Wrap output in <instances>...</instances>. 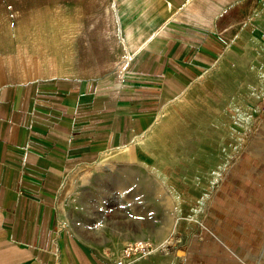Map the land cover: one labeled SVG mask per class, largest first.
<instances>
[{"label": "crops", "instance_id": "crops-1", "mask_svg": "<svg viewBox=\"0 0 264 264\" xmlns=\"http://www.w3.org/2000/svg\"><path fill=\"white\" fill-rule=\"evenodd\" d=\"M101 4L108 24L100 29L99 56L92 57L97 28L70 32L64 64L76 67L89 55L84 75L38 76L37 62L26 55L29 30L13 23L28 13L0 0V264H116L121 244L168 237L171 216L158 234L156 217L149 218L104 254L63 223L61 200L73 173L134 147L142 158L124 159L158 168L179 210L178 226L186 229L180 255L151 253L128 264H250L264 236V97L251 109L221 106L219 71L248 18H257L264 32V0ZM235 18L240 30L233 35ZM263 36L255 37L260 51ZM222 114L239 123L223 122ZM164 204L156 199L134 209L172 210Z\"/></svg>", "mask_w": 264, "mask_h": 264}, {"label": "rangeland", "instance_id": "rangeland-1", "mask_svg": "<svg viewBox=\"0 0 264 264\" xmlns=\"http://www.w3.org/2000/svg\"><path fill=\"white\" fill-rule=\"evenodd\" d=\"M101 1L102 0H11V5L13 6L12 10L14 12H19L21 14L28 13L27 15L29 16L28 18L21 19L15 17L13 23L16 24L22 22L21 24L19 23L16 25H23L30 31L33 27H35V29L40 28V21L44 22V26L45 24H48L47 19H59V21L62 22L68 20L69 26H62L63 33L68 37L70 36V32H73L76 28L83 30L85 27H97V29L100 30L108 24V20L100 18L104 11V5L101 4ZM37 10L38 13H36ZM54 10H57V12ZM73 14H77L78 18L70 19V16ZM86 16H92L93 18H87ZM253 18L254 17L248 18L245 21V25L248 20H252ZM76 19H78L77 22H75ZM234 21L236 25L231 32H233V35H236L240 30V21H238L237 18H235ZM32 22L35 23L28 26L29 23ZM244 28L241 30V34L243 33ZM49 30L51 31V28ZM57 30L58 27L54 25L52 31H56L55 33H57ZM255 31L261 33L262 30L256 28ZM46 32H48V30H46ZM80 37H83L82 39L85 38L84 35H81ZM84 42L85 41L83 40L82 43L84 44ZM59 44L60 49L63 50L65 43L61 42ZM234 46H237V40L230 48ZM219 74L222 76V82L220 84L222 94L219 91L218 97L220 105L222 106L224 103L223 94L226 88L223 77L226 76L220 71ZM263 106L264 101L261 104V114ZM242 109L248 108L242 107L236 110L238 111ZM221 117L225 118L223 121L225 123H239L238 120L235 121V116L222 114ZM257 118L258 117L256 116L254 120L256 121ZM238 129L241 130L243 128L239 127ZM260 132L259 129L252 132V138H256V133L260 134ZM241 133H244L243 130ZM244 136L245 133L243 134V137ZM246 136L247 137H244V140H247L248 136H250L249 132ZM126 150L127 148L125 150L106 153L97 163L76 170V172L73 173V177L66 184L65 194L62 196L61 200L63 223L82 241L88 243L98 251L107 254L118 244L119 236L127 232L128 229L130 230L135 227L138 222L143 223L144 220L147 222L149 218L150 222H152L153 218L156 217L155 229L158 234L164 230V222H166L165 216H171V222L173 225L171 228L166 227V232L170 231L171 234L169 236H172L177 241L178 249L174 254L180 255L183 252L182 246H184L183 243L185 241L183 235L186 228L178 226L177 220L179 218V210L175 201H172L165 195V191L167 190L163 185L164 181L162 173L155 167L143 168L127 162L123 156L136 162L139 158H142V156L137 147L132 148L131 152H124ZM121 152L124 153L119 154ZM141 165L148 167V165H145L144 163H141ZM177 190L179 196H182L183 200L179 202L183 204L186 196L184 194L181 195L182 190L180 187L179 189L177 188ZM156 199L157 201L162 200L163 203H167L162 207L171 206L172 210L166 211L162 209L149 211L134 209L137 207L146 208L150 202L154 200L156 201ZM123 202L127 203V207L130 209L126 210V206L123 205ZM182 206L184 207V205ZM186 213L185 210L181 212L182 215H185ZM202 214L203 212L198 211L194 216L196 218H201ZM184 218L185 217L182 216L181 219ZM148 229L149 228H142V230ZM146 240L154 247L152 251L156 250L159 246H157L158 243H163V239L160 242ZM130 242L131 241H127L121 244L120 254L117 258L121 257L124 247ZM115 247V249L118 248L117 246ZM159 251L163 253L164 250L159 247ZM248 261L250 264H264V236L258 252Z\"/></svg>", "mask_w": 264, "mask_h": 264}, {"label": "bare ground", "instance_id": "bare-ground-1", "mask_svg": "<svg viewBox=\"0 0 264 264\" xmlns=\"http://www.w3.org/2000/svg\"><path fill=\"white\" fill-rule=\"evenodd\" d=\"M54 11L57 12V10ZM110 11L111 10L108 7L106 8L105 13L108 14ZM104 19L107 20V18ZM77 20L78 19H76L75 22H77ZM113 21V26H116L115 19ZM47 22L48 24L43 26L44 22L40 21V28L35 29V27H33L30 31H27L29 38L26 37L28 40V50L26 51V55H28L27 58L31 63L33 61L37 62V68H35L36 74L38 76L57 74H69L70 76L84 74L85 68H87L89 64V55L86 57L84 55L83 60L79 61L76 67L71 66L68 68V64H64V58L65 60H68V45L70 42L71 44L73 43V36L70 39L72 33L69 34L70 36L68 37L62 30V26H69L68 20L66 22H62L59 21V19H47ZM258 22L257 18L247 21L243 31V33H245H242L239 37H237V46L240 47L234 46L230 48L222 59L220 72L226 76L223 77L226 86L223 94V105L230 106L235 110L242 107L251 109L256 106L257 102L262 97H264V51L257 50V41L255 39V37L262 36V33L264 32L263 30L261 33L255 31L256 28L260 29L261 27ZM34 23L35 22L29 23L28 26H31ZM54 25L58 27L57 33H55L56 31H52V29H54ZM50 28L51 31L49 30ZM46 30H48V32H46ZM95 30L97 34H94V38H96L97 41H94L92 53L93 58L100 55L101 51L99 49L101 46H104V41H102V37L104 36H100V30ZM76 31L77 33L83 32L78 29ZM107 31L109 30L107 29ZM109 37H111V35H109ZM61 42L65 43L63 50L60 49L59 43ZM130 56L131 50H126L124 63L129 60ZM165 139V132H161L159 135V141L164 142ZM140 159L141 158L138 160ZM144 164L148 165L147 163ZM161 167L163 168V164H161ZM177 188L179 189V187ZM181 195L183 194L181 193ZM177 196L179 201H183L182 196H179V194ZM162 241L163 243H158L157 246H159L151 253L155 254L160 252L159 247H161L164 250L163 254L175 255L174 253L178 249L177 241L172 236L165 237Z\"/></svg>", "mask_w": 264, "mask_h": 264}, {"label": "built area", "instance_id": "built-area-1", "mask_svg": "<svg viewBox=\"0 0 264 264\" xmlns=\"http://www.w3.org/2000/svg\"><path fill=\"white\" fill-rule=\"evenodd\" d=\"M264 113V106L262 107ZM152 245L144 240H137L128 243L123 251L121 257L116 261V264H128L136 258H145L152 252Z\"/></svg>", "mask_w": 264, "mask_h": 264}]
</instances>
